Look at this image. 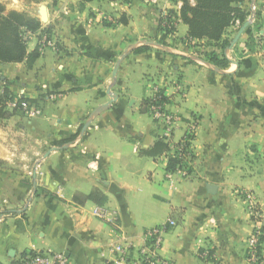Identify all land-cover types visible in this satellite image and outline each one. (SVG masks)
I'll use <instances>...</instances> for the list:
<instances>
[{"label":"crops","instance_id":"0c3cea01","mask_svg":"<svg viewBox=\"0 0 264 264\" xmlns=\"http://www.w3.org/2000/svg\"><path fill=\"white\" fill-rule=\"evenodd\" d=\"M11 1L7 9L31 6L41 22L26 34L27 53L39 56L31 66L0 63V93L40 113L7 106L18 112L0 122V264L48 252L114 264L117 247L135 258L159 226L167 230L158 254L172 264H252L256 231L264 264V0H254V20L233 47L253 0L218 44L189 39L174 0ZM43 30L56 50H39ZM136 74L140 97L129 85ZM158 93L179 119L169 139L149 112ZM159 141L164 153L145 154Z\"/></svg>","mask_w":264,"mask_h":264},{"label":"trees","instance_id":"16d2710c","mask_svg":"<svg viewBox=\"0 0 264 264\" xmlns=\"http://www.w3.org/2000/svg\"><path fill=\"white\" fill-rule=\"evenodd\" d=\"M33 1V0H25ZM181 3V19L188 26V37L191 40H206L218 44L222 41L226 31L233 26L236 20L243 25L247 14H244L239 5L245 0H174ZM167 21V20H166ZM167 25L169 23L167 22ZM172 26V25H170ZM42 27L41 22L22 12L10 11L4 14V7L0 5V63H20L27 59L28 65H32L39 56L37 51L27 53V32L36 33ZM49 33L42 31L41 35ZM228 44V43H227ZM148 47L138 48L136 53H143ZM211 62L221 68L228 65L226 58H219L214 53L209 55ZM13 100L10 92L5 90L0 93V121L10 119L16 110L7 108V102ZM167 150V145L159 141L154 148L146 151L149 156H158ZM177 161L171 159L169 168L174 169ZM99 195V194H98ZM99 200L97 193L89 197Z\"/></svg>","mask_w":264,"mask_h":264},{"label":"built area","instance_id":"2783aa9c","mask_svg":"<svg viewBox=\"0 0 264 264\" xmlns=\"http://www.w3.org/2000/svg\"><path fill=\"white\" fill-rule=\"evenodd\" d=\"M257 10V5L252 2L250 7V15L249 20H254L255 14ZM233 26L241 27L242 24L239 20H236ZM26 39V38H25ZM27 40V39H26ZM38 48L40 51H44L46 49H57L56 42L52 41L49 36L45 35L40 38L38 42ZM164 95L158 93L154 96V98L150 101L149 104V112L156 120H161L165 123L167 127V132L165 137L167 139L171 138L170 132H172V128L179 121L177 117L169 114L164 105ZM7 106L11 108H20L28 117H34L40 113L39 109L34 106L29 101H9ZM197 122H190L186 135L183 139L182 149L179 152V157L183 158L184 151L183 149L186 147L187 143H190L192 137L195 135ZM106 211H96L95 215L100 218H105L107 215ZM2 216H0V222L2 221ZM170 224H174L170 222ZM167 228L165 226H159L147 233V244L144 245L141 249L138 250V256L132 257L130 251H127L123 247H117L116 252L118 253V258L114 261V264H172L170 261L163 259L159 254L158 250L161 246L162 235L166 232ZM261 233L260 231H256V233L249 240V254H250V263L258 264L260 259L258 255V249L261 242ZM21 264H70L69 259L66 257L64 253H31L27 254L23 259Z\"/></svg>","mask_w":264,"mask_h":264},{"label":"rangeland","instance_id":"374dc122","mask_svg":"<svg viewBox=\"0 0 264 264\" xmlns=\"http://www.w3.org/2000/svg\"><path fill=\"white\" fill-rule=\"evenodd\" d=\"M40 1V0H39ZM25 2V1H24ZM31 1H26L25 2V4H31V3H33V2H31ZM14 3H16V2H14ZM13 3H12V1L11 0H0V5H2L3 7H4V14H7L8 12H10V11H17V10H13V9H7V8H9L10 6H13L12 5ZM15 7H16V4H15ZM31 6H28V8H23V9H21V11H18V12H22V13H24V14H26V15H28V16H30V14H29V12H26V10L27 9H29ZM18 10H20L19 8H17ZM22 10H25V11H22ZM29 10H31V9H29ZM28 11V10H27ZM30 17H32V16H30ZM172 25H174L173 23H172ZM169 27H171V26H169ZM133 78H134V81H130L129 82V85H131V88H132V94L134 95V96H136V97H140L141 96V90H140V88L138 87V85H137V81H136V79L138 78V77H140V75L139 74H136V75H133L132 76ZM143 95V94H142ZM148 115V117H150L151 118V115L150 114H147ZM3 121V120H2ZM2 121H0V122H2ZM113 146V145H112ZM111 147V146H110Z\"/></svg>","mask_w":264,"mask_h":264},{"label":"water","instance_id":"95a60500","mask_svg":"<svg viewBox=\"0 0 264 264\" xmlns=\"http://www.w3.org/2000/svg\"><path fill=\"white\" fill-rule=\"evenodd\" d=\"M40 16H41V20H42V22H46V21H47V12H46V8H45L44 6L41 7V10H40ZM251 21H252V20H249L248 22H246V23L243 25V27L240 29L238 35L236 36V38H235V39L233 40V42L231 43V47H233V46L237 43V41L239 40L241 34H242V33L244 32V30L249 26V24H250ZM118 66H119V65L116 66L115 71H114V79H116V74H117V71H118ZM111 97H112V101H111L110 103L106 104V105H103L101 108L97 109V110L93 113V117L96 116V115H98V113H100L102 110L108 108V107L112 104V102L115 101V100L117 99V97H116L115 95H112ZM87 126H88V125H86L85 128H86ZM85 128H84V129H85Z\"/></svg>","mask_w":264,"mask_h":264}]
</instances>
